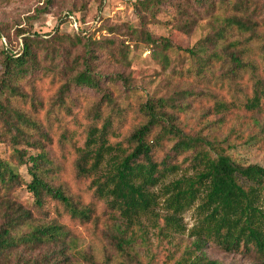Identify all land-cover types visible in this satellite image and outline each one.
Instances as JSON below:
<instances>
[{
  "label": "trees",
  "instance_id": "trees-1",
  "mask_svg": "<svg viewBox=\"0 0 264 264\" xmlns=\"http://www.w3.org/2000/svg\"><path fill=\"white\" fill-rule=\"evenodd\" d=\"M132 1L140 22L146 16L154 18L162 4L173 7L178 21L175 27L185 35L200 13L218 19L221 10L232 7L239 11V15L221 17L222 25L191 48L175 46L170 37L149 30L141 34L151 47H161L164 58L167 51L188 54V67L200 78L213 75L214 67H218L224 75L213 84L222 88L225 79H236L237 87L240 75L248 74L250 92L239 90L243 100L211 96L217 112L262 111L264 77L258 64L245 57L252 50L249 41L260 37L259 24L243 14L251 0ZM69 15L76 18L69 10L62 14L61 22H69ZM97 23L91 30L72 27L71 34L55 28L47 39L36 33L26 34L28 30L18 26L14 33L20 36L21 46L14 49L6 45L0 50V264H71L68 255L77 245L74 234L62 222L64 217L96 226L100 216H106L116 252L130 255L135 242L146 239L144 218L151 220L158 237L171 241L173 233L187 229L183 214L191 208L196 213L195 224L188 228L193 240L177 257L168 254L172 264H221L203 253L206 244L226 252L252 251L258 257L254 264H264V166L235 161L225 140L185 132L178 121L187 105L184 99L200 95L186 89L176 96H149L140 101L136 105L140 121L122 136L124 108L106 90L121 77L104 75L96 61L100 54L123 58L122 48L127 46L106 36L105 29L111 32L115 26L99 29ZM233 33L244 35L247 42L229 40ZM78 45L82 46L81 52L73 53ZM261 63L264 67V55ZM47 77L60 78V82L45 116L54 118L59 128L64 125L59 140L73 153L72 173L85 181L87 200L57 182L62 167L48 149L52 144L51 121L45 117L44 123L35 116L43 109L35 87ZM81 88L101 95L87 109L90 122L77 144L76 130L74 126L69 130L68 124L72 117L71 92ZM58 112L69 118L58 117ZM184 164L193 170L192 174L166 181ZM23 166L27 177L19 171ZM20 191L29 194L25 205L17 197ZM159 206L163 209L160 214ZM44 246L49 247L40 256L14 253L19 247L34 251Z\"/></svg>",
  "mask_w": 264,
  "mask_h": 264
},
{
  "label": "rangeland",
  "instance_id": "rangeland-1",
  "mask_svg": "<svg viewBox=\"0 0 264 264\" xmlns=\"http://www.w3.org/2000/svg\"><path fill=\"white\" fill-rule=\"evenodd\" d=\"M132 2V0H0V50L6 45L14 49L21 46L20 36L14 33L18 26L27 29L26 34L36 33L43 39L50 37L55 28L66 34L73 33V26L69 22H61L62 14L69 10L74 12L78 25L85 29L91 30L96 27V22L99 23V29L115 26L111 32L105 29L106 36L116 40V43L124 42L127 46L122 48L125 57L116 55L110 59L105 54H100L96 62L98 70L104 75L121 77L106 90L112 92V99L124 108L120 126L122 136L140 121L141 116L136 108L140 101L149 96L155 98L176 96L179 91L186 89L200 95L184 99L187 105L179 114L178 121L185 132L198 133L210 140H225V145L230 144L227 150L235 161L264 166V103L261 112L252 114L234 109L229 112H217L211 97L215 95V98L230 99L231 96H235L243 100L239 90L243 93L250 92L248 74L240 75L237 80L240 84L237 87L236 79H225V87L222 88L213 84L216 78L224 75L221 69L214 67L213 75H208L205 79L200 78L192 73V68L189 69L188 54L182 51H167V57L164 58L161 47H151L141 34V31L149 30L154 35L170 37L175 46L191 48L200 40L212 35L222 25L221 17L234 13L239 15V11L232 7L221 10L218 13L221 17L218 19L216 15L200 13L195 24L185 35L175 27L178 21L173 16V7L162 4L154 18L146 16L145 20L140 22L132 10ZM243 14L259 24L257 29L260 37L249 41L252 50L248 51L245 57L253 59L258 64L259 72L264 77V67L261 63L264 55V0H251L249 9ZM235 39L247 42L244 35L231 34L229 40ZM241 47L242 45H239V48ZM81 48L82 46L78 45L72 52L79 53ZM59 82L60 78L51 80L47 77L35 87L36 98L43 106L35 116L44 123L48 102ZM23 90L27 91L28 88L24 87ZM207 93H210V96H206ZM100 95L101 93L88 88L74 89L71 92L73 105L68 129L74 126L76 130L74 139L77 144L81 143L83 130L90 122L86 117L87 109L100 98ZM57 116L69 118L64 112H58ZM47 119L51 121L52 136V144L48 145V149L52 159L62 167L61 172L57 173V182L64 183L72 194L82 195L83 199L87 200L89 196L83 192L85 181L77 179L72 173L73 153H70L65 142L59 140L64 125L59 128V123L54 118ZM19 171L27 177L24 166L19 167ZM192 172L193 170L184 164L166 181L181 174L190 175ZM17 197L24 205L30 199L26 191H20ZM157 212L160 214L163 209L159 206ZM100 217L96 226L82 225L69 217L62 218V222L74 234L77 245L68 255L71 264H172V261L168 260V254L172 252L177 257L181 250L191 243L193 237L189 236L188 228L196 222L193 208L187 210L183 214V222L187 229L183 233H173L174 237L168 241L166 238L158 237L157 229L150 225L151 220L144 218L143 225L148 228L146 239L136 241L130 255H120L116 252L109 235L110 220L106 216ZM158 222L161 223V220ZM48 247L44 246L34 251L19 247L14 249V253L26 257L40 256ZM77 250H85L86 253L81 254ZM202 251L208 258L221 264H254L258 261L257 255L252 251L226 252L212 244H206Z\"/></svg>",
  "mask_w": 264,
  "mask_h": 264
},
{
  "label": "built area",
  "instance_id": "built-area-1",
  "mask_svg": "<svg viewBox=\"0 0 264 264\" xmlns=\"http://www.w3.org/2000/svg\"><path fill=\"white\" fill-rule=\"evenodd\" d=\"M69 23L74 27V28H78V22L76 20V18L74 17V15H69Z\"/></svg>",
  "mask_w": 264,
  "mask_h": 264
}]
</instances>
